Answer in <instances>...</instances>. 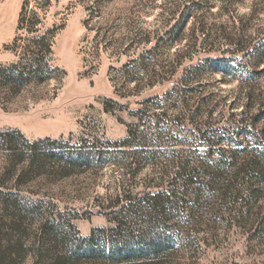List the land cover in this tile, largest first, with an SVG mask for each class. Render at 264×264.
I'll use <instances>...</instances> for the list:
<instances>
[{
  "label": "rangeland",
  "instance_id": "rangeland-1",
  "mask_svg": "<svg viewBox=\"0 0 264 264\" xmlns=\"http://www.w3.org/2000/svg\"><path fill=\"white\" fill-rule=\"evenodd\" d=\"M29 9L56 35L49 78L0 92V264H264V0Z\"/></svg>",
  "mask_w": 264,
  "mask_h": 264
},
{
  "label": "trees",
  "instance_id": "trees-1",
  "mask_svg": "<svg viewBox=\"0 0 264 264\" xmlns=\"http://www.w3.org/2000/svg\"><path fill=\"white\" fill-rule=\"evenodd\" d=\"M40 22L37 11L29 9V0L25 1L18 25L19 36L13 43V51L18 56V59L11 64H0V92L7 89L11 95L17 94L25 87L38 84L49 78V57L53 54L56 31L47 29V31L42 32V24L40 25ZM23 34H28V39H22ZM3 100H6V96ZM129 135H135L132 129H130ZM46 155L49 158L53 156L52 154ZM72 164L80 168L84 165V161L79 159L72 160ZM0 188H6L3 182H0ZM163 193L164 191H158L154 193V196L161 198ZM16 197L11 191L6 193L0 189V203L6 202L7 204L9 201L16 199ZM18 198L16 199L17 201L19 200ZM162 202L161 205L163 206L164 203ZM156 206L159 207V204L150 203L149 205L152 210ZM161 211L164 212V210Z\"/></svg>",
  "mask_w": 264,
  "mask_h": 264
}]
</instances>
